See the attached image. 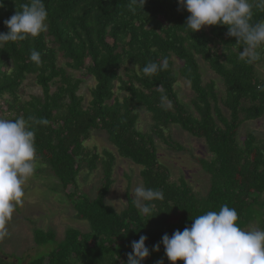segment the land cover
I'll return each instance as SVG.
<instances>
[{
    "label": "trees",
    "instance_id": "obj_1",
    "mask_svg": "<svg viewBox=\"0 0 264 264\" xmlns=\"http://www.w3.org/2000/svg\"><path fill=\"white\" fill-rule=\"evenodd\" d=\"M27 0H3L4 21ZM46 30L24 41L0 44V118H24L35 130L37 165L60 182L75 217L86 221V231L67 228L58 237L53 227L34 222L32 240L44 250L17 264H127L131 242L147 237L155 264L164 255L152 251L163 235L190 227L192 219L222 205L235 208L238 225L256 222L264 229V139L247 132L240 143L241 125L264 117V85L257 72L264 60L248 65L239 59L241 45L226 35L227 26H206L194 33L183 28L190 15L178 0H146L142 11L128 10V0H44ZM264 12L254 10V20ZM32 50L41 54L38 66ZM174 57L181 64L175 68ZM169 61L167 70L146 77L150 61ZM62 60V63H60ZM200 61L220 80L203 78ZM65 67L84 70L94 84L89 100L78 94L82 79ZM180 76L193 93L190 108L180 101L175 85ZM31 77L41 94L21 98L23 83ZM141 110L150 115L148 130L137 123ZM29 117L47 120L34 124ZM177 125L204 140L210 157L194 160L208 174L206 191L196 192L188 182L171 178L160 161L156 140L169 150L186 152L174 140ZM93 131L104 132L117 154L140 168L142 186L161 190L164 200L150 202L152 215H142L127 185L125 207L117 211L106 198L115 182L113 152L86 145ZM99 168L93 197L79 191L78 176ZM178 264H184L181 260Z\"/></svg>",
    "mask_w": 264,
    "mask_h": 264
},
{
    "label": "clouds",
    "instance_id": "obj_2",
    "mask_svg": "<svg viewBox=\"0 0 264 264\" xmlns=\"http://www.w3.org/2000/svg\"><path fill=\"white\" fill-rule=\"evenodd\" d=\"M146 0H128V10L135 14L142 11ZM180 8L190 15L183 28L190 33L206 26H227L226 33L241 45L239 59L248 65L264 60V19L254 20V10L264 12V0H178ZM4 7L0 0V8ZM48 10L44 0H27L10 18L4 21L8 31L0 32V44L24 41L37 37L46 30ZM30 59L38 66L41 54L32 50ZM169 61H150L142 68L146 77H153L167 70ZM264 91V85H258ZM34 124H47V120L29 117ZM35 130L24 118H0V241L9 238L7 225L17 207L23 205L24 185L35 174L37 149ZM164 200L161 190L137 186L134 203L142 215H152L150 202ZM235 208L222 205L219 211H207L192 219L191 226L176 230L171 236L163 235L152 251L164 253L171 264L182 260L184 264H264V229L241 228ZM147 237L141 235L131 242L127 264H142L150 256L146 247ZM163 264V260L157 262Z\"/></svg>",
    "mask_w": 264,
    "mask_h": 264
},
{
    "label": "rangeland",
    "instance_id": "obj_3",
    "mask_svg": "<svg viewBox=\"0 0 264 264\" xmlns=\"http://www.w3.org/2000/svg\"><path fill=\"white\" fill-rule=\"evenodd\" d=\"M59 61L62 63V60L59 59ZM174 62L175 68L181 64L175 57ZM200 66L205 80L212 78L217 82L218 86H221L218 77L201 61ZM65 69L74 77L82 79L77 93L84 97L83 103L85 105L89 100V89L94 84L93 78L84 70H72L67 67ZM257 72L260 78L264 80V65L257 66ZM28 79L23 83L20 90L21 98L24 100L29 99L30 95L41 94L40 87L32 82L31 77H28ZM175 89L180 101L187 104L190 108V99L193 93L189 83L178 76ZM149 124V113L141 110L137 123L139 129L146 131ZM169 132L173 139L181 143L187 151H171L157 139L156 143L160 161L169 168L173 180L183 177L196 192L203 194L208 187L209 177L193 157L207 159L210 157L204 140L192 136L177 125H171ZM247 132H251L259 138L264 139V117L244 122L241 125L238 132V141L240 143L245 138ZM86 145L90 148L95 147L98 151L107 149L115 154L116 161L113 170L115 182L106 201L117 211L122 210L127 202L125 197L127 185H130V194L133 198L134 189L137 186H142L139 166L120 157L115 147L107 141L104 132L93 131L90 139L86 141ZM39 167V164L37 165L36 163L35 174L23 186L25 192L23 205L17 207L12 220L7 225L11 233L10 237L0 241V264H17L19 259L22 258L26 261L44 250L43 247H38L33 243V223L31 221L42 229L53 227L58 237H62L64 231L69 227L82 231L88 229L86 221H80L75 217V211L62 191L59 180L46 172L44 167L40 168L41 170H39ZM100 176L101 170L99 168L90 174L86 171L81 172L78 176L79 191H84L88 196L93 197ZM253 228L261 229L256 222L249 224L245 229L250 230ZM160 260H163V264H171L164 255ZM180 261L178 260L176 264Z\"/></svg>",
    "mask_w": 264,
    "mask_h": 264
}]
</instances>
